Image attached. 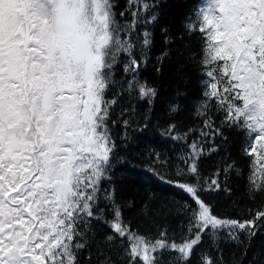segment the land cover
<instances>
[{"label":"snow or ice","instance_id":"6c2138e0","mask_svg":"<svg viewBox=\"0 0 264 264\" xmlns=\"http://www.w3.org/2000/svg\"><path fill=\"white\" fill-rule=\"evenodd\" d=\"M202 5L184 25L202 42L201 126L181 135L169 122V137L191 133V142L170 169L157 154L150 165L188 196L176 209L184 217L177 241L167 226L134 228L125 212L135 201L118 190L119 173L135 171L139 138L129 130L139 128L137 116L147 120L139 109L150 111L158 95L142 72L162 0H0V264H224L218 240L250 246L264 233V203L244 219L219 215L205 199L230 196L228 180L242 174L227 151L228 129L242 135L250 158L245 195L264 202V0ZM222 149L205 175L201 161ZM137 214L159 210L145 201Z\"/></svg>","mask_w":264,"mask_h":264},{"label":"trees","instance_id":"16d2710c","mask_svg":"<svg viewBox=\"0 0 264 264\" xmlns=\"http://www.w3.org/2000/svg\"><path fill=\"white\" fill-rule=\"evenodd\" d=\"M123 3H121V7ZM203 6L202 0H162L159 9V26L154 32L155 46L149 53V62L142 72V79L157 90V97L154 99L151 110L140 108L142 114H147V120H141L137 116L139 128L135 125L129 130L130 135L139 138L136 158L132 160L135 171L132 173L121 172L118 179V190L120 197L124 200H134L135 208L125 212L126 218H131L134 228H138L140 233L155 234L157 227L167 226L170 231L175 230V239L179 241V229L177 224L183 220L182 215L176 214V209L183 201L188 200V196L179 188L164 183L152 175L150 165L153 154H157L161 159L169 161L168 168L179 163L180 157L187 151L186 145L191 142L192 134L188 140H176L165 133V128L171 123H175L177 131L183 135L189 128L199 129L201 119L195 114L197 100L201 97L203 79L198 70L197 61L201 56V40L199 34L189 36L185 30V23L190 17H194L196 10ZM161 27L167 29V42ZM162 51L170 55L161 65L156 64L157 58ZM160 67L157 72L156 68ZM137 105L135 99L124 101ZM143 102H139L142 105ZM179 107L177 113H172L171 108ZM217 122L219 117H216ZM147 124V127L144 126ZM228 137L226 144L227 151L235 158L242 174L233 175L228 180L231 187V195L223 192L209 194L205 199L210 200L217 213L230 218L247 219L250 215L249 209L255 212L260 209L261 199L257 197L250 200L245 195L248 185V157L242 154L244 139L235 130H224ZM217 144L223 142L216 140ZM224 155L222 149L220 153L205 157L201 161V168L205 175L210 174L217 166L220 156ZM158 172H162L167 178H174L170 171L160 169L155 165ZM185 179H189L185 177ZM150 202V206L159 210L156 216L145 218L137 214L141 204ZM175 201L176 203H173ZM220 254L224 264H264V233H258L252 240L251 245H237L230 241L220 242ZM202 247L208 249L207 238ZM213 248L215 245L212 246ZM211 250V249H209ZM215 257L216 251H211Z\"/></svg>","mask_w":264,"mask_h":264}]
</instances>
